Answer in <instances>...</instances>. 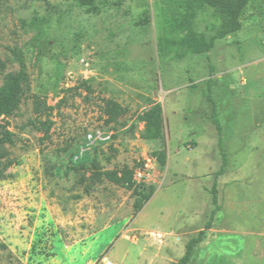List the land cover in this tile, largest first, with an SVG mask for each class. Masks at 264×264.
<instances>
[{
	"label": "rangeland",
	"instance_id": "374dc122",
	"mask_svg": "<svg viewBox=\"0 0 264 264\" xmlns=\"http://www.w3.org/2000/svg\"><path fill=\"white\" fill-rule=\"evenodd\" d=\"M166 7L0 0V86L19 70L18 56L28 82L5 120L16 164L0 181V264H177L208 221L221 150L220 210L187 264H264V0L244 10L238 33L183 57ZM193 29L214 34L210 9L195 13ZM31 95L49 106L64 99L47 134L37 130L45 118L33 114ZM108 100L125 109L110 124ZM153 104L162 107V137L145 141L138 117ZM154 151L165 164L144 181L102 180L84 193L92 165L125 167L133 179Z\"/></svg>",
	"mask_w": 264,
	"mask_h": 264
},
{
	"label": "trees",
	"instance_id": "16d2710c",
	"mask_svg": "<svg viewBox=\"0 0 264 264\" xmlns=\"http://www.w3.org/2000/svg\"><path fill=\"white\" fill-rule=\"evenodd\" d=\"M93 0H75L81 7H88ZM167 4L166 10L171 12V16L167 21L172 25L173 30L182 35L184 50L179 53V57L185 55H201L208 53L214 47L215 41H220L226 37L238 33L242 28V18L244 10L251 4L262 0H160ZM204 8L211 10V16L215 22V32L206 39L201 33H197L193 29L195 13ZM177 16V17H175ZM17 61L19 70L16 73L5 75L3 83L0 86V181L6 176L8 168L16 164L14 159L9 158L7 145L13 143V135L9 131L6 118L13 115L19 108L21 98L25 91L28 90L27 76L24 70V64L18 56ZM210 70L212 68L210 67ZM80 86L89 91V87L85 82H81ZM71 89H66L65 92ZM32 112L36 118L44 117L45 121L37 130L43 134H47L51 126L49 117L55 109H58L63 103L60 99L55 106H49L45 99L39 95H31ZM106 116V124H110L125 114V109L113 101H106L103 109ZM138 121L142 123L143 130L140 135L145 141L159 140L162 137L163 121L162 107L159 104H153L147 110L143 111L138 117ZM212 124L220 134V126L216 119L214 110L211 114ZM220 143V142H219ZM195 146L196 143L192 142ZM151 156L155 158L157 166H164L165 155L163 151H154ZM221 166L215 173L214 182L210 190L211 204L213 206L210 211L208 221L204 224V229L198 232L196 237L190 238L184 244L183 255L177 261V264H187L195 246L205 240L206 231L210 230L215 214L220 210L217 202V178L224 174L227 166V156L224 150L220 151ZM88 179L89 182L85 186L84 193L90 194L93 187L102 180H107L115 185L130 188L135 186L132 179V171L123 168L119 173L113 171L99 172L95 165ZM0 248H5L3 245Z\"/></svg>",
	"mask_w": 264,
	"mask_h": 264
},
{
	"label": "built area",
	"instance_id": "2783aa9c",
	"mask_svg": "<svg viewBox=\"0 0 264 264\" xmlns=\"http://www.w3.org/2000/svg\"><path fill=\"white\" fill-rule=\"evenodd\" d=\"M156 160L153 158L143 159L140 167L133 174V181L135 183H140L144 181L149 175H151L153 169L155 168ZM104 264H111L107 261L103 262Z\"/></svg>",
	"mask_w": 264,
	"mask_h": 264
},
{
	"label": "crops",
	"instance_id": "0c3cea01",
	"mask_svg": "<svg viewBox=\"0 0 264 264\" xmlns=\"http://www.w3.org/2000/svg\"><path fill=\"white\" fill-rule=\"evenodd\" d=\"M196 145H197V143H196ZM224 175H225V173L223 174V175H221V176H219V177H222L221 179H224V180H226L225 178H224ZM220 179V180H221ZM200 244V243H199ZM198 245V244H197ZM194 255V254H193ZM182 256V255H181Z\"/></svg>",
	"mask_w": 264,
	"mask_h": 264
}]
</instances>
